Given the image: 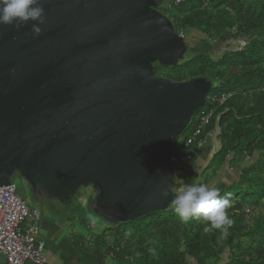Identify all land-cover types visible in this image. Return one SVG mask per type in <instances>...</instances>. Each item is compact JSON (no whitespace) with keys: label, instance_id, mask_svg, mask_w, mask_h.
<instances>
[{"label":"water","instance_id":"water-1","mask_svg":"<svg viewBox=\"0 0 264 264\" xmlns=\"http://www.w3.org/2000/svg\"><path fill=\"white\" fill-rule=\"evenodd\" d=\"M171 5L42 0L40 35L0 25V187L21 184L38 226L74 204L112 229L174 210L178 136L218 82L154 74L197 52L158 11Z\"/></svg>","mask_w":264,"mask_h":264},{"label":"trees","instance_id":"trees-1","mask_svg":"<svg viewBox=\"0 0 264 264\" xmlns=\"http://www.w3.org/2000/svg\"><path fill=\"white\" fill-rule=\"evenodd\" d=\"M158 11L172 21L178 34L196 33L209 43L233 31L243 41L239 50L225 51L216 59L196 49L195 55L177 68L153 65L156 76L172 82L197 76L218 82L188 129L178 136L174 157L200 154L199 144L209 141L207 135L218 127L220 146L200 176L212 171L203 185L216 180L214 187L220 197L230 202L227 212L233 223L224 235L202 218L184 223L175 210H169L113 229L107 227L101 244L115 264H264V217L245 222L264 202V0H207L206 5L202 0H188ZM211 97L225 100L219 104L211 102ZM209 111L208 125L185 146L199 116ZM244 156L255 160L242 166L235 179H229L224 171ZM184 177L185 185L189 184ZM245 208L250 215L245 214Z\"/></svg>","mask_w":264,"mask_h":264},{"label":"built area","instance_id":"built-area-1","mask_svg":"<svg viewBox=\"0 0 264 264\" xmlns=\"http://www.w3.org/2000/svg\"><path fill=\"white\" fill-rule=\"evenodd\" d=\"M172 5H179L188 0H169ZM203 5L207 0H202ZM208 99V98H207ZM225 97L220 99L211 97V102L221 104ZM212 111L199 116V124L191 137L186 140L185 146L190 145L201 131L208 125ZM216 129L206 138H214ZM202 143L199 144V147ZM188 158V157H187ZM186 159V158H185ZM249 214V210H245ZM39 214L26 205L23 197L16 194V186L0 187V256L2 264H45L44 241L38 226Z\"/></svg>","mask_w":264,"mask_h":264},{"label":"crops","instance_id":"crops-1","mask_svg":"<svg viewBox=\"0 0 264 264\" xmlns=\"http://www.w3.org/2000/svg\"><path fill=\"white\" fill-rule=\"evenodd\" d=\"M209 141H203L200 146L201 153L184 163L183 174L188 179L200 177V172L207 166L212 153L218 149L219 143L214 138ZM190 165L192 167L188 168ZM185 169L187 171H184ZM60 217H45L39 225L45 244V264H115L111 260V254L108 256L105 253V247L101 244L104 239L102 235L94 241L90 234L87 236L85 233L88 232L86 227L75 220V215ZM106 228L104 225H98L96 229L102 234ZM2 263L3 257L0 256V264Z\"/></svg>","mask_w":264,"mask_h":264},{"label":"clouds","instance_id":"clouds-1","mask_svg":"<svg viewBox=\"0 0 264 264\" xmlns=\"http://www.w3.org/2000/svg\"><path fill=\"white\" fill-rule=\"evenodd\" d=\"M29 22H32L34 34L40 35L42 29L39 25L45 23L42 0H0V25L19 28ZM173 207L182 222L202 218L211 228L220 230L224 235H227L233 223L227 212L230 202L221 198L219 189L215 187L186 184L176 195Z\"/></svg>","mask_w":264,"mask_h":264},{"label":"rangeland","instance_id":"rangeland-1","mask_svg":"<svg viewBox=\"0 0 264 264\" xmlns=\"http://www.w3.org/2000/svg\"><path fill=\"white\" fill-rule=\"evenodd\" d=\"M190 40L192 42L194 49H197L200 52L209 55L213 59H216L221 54H223L225 51L239 50L243 46V41H241V39L236 38L233 31H227L224 35H222V37H220L217 40L208 41L209 43H207V39L198 36V34L196 33L190 35ZM254 160H255V157L249 158V157L244 156L240 160V162L237 165H235L231 170H225L224 172L227 173V177H229V179H235V175L239 174V172L241 171V167L250 165L251 163L254 162ZM211 173L212 171H207L206 173H203L198 178L197 176H194L191 180L189 178V181H190L189 184L191 183H195L198 185L203 184V182L205 183L206 181V177L210 175ZM226 184L229 185L228 179H226ZM15 186H16V194L19 197L21 196L23 197V200L27 206L32 207L28 203L27 192L23 190V187L21 186V184L18 182H15ZM83 193L84 191H81V194ZM245 210H248V209L245 208ZM65 212L67 216L75 215V220L81 223L82 225H84V227H86L87 231L89 232V233L85 232L87 236L88 234H90V236L93 237L94 241L100 237L101 235L99 234L101 233L99 231L100 228L99 229H96V228L98 225L102 226L103 224L99 222L98 220L94 219L93 217H90L89 215H87L85 210L78 207L77 204H74V206L71 209ZM63 216L64 215H61V217ZM258 216L264 217V202L257 205V208L255 207L252 219H251V216L246 217L245 219L246 224H250V222L256 219ZM189 264H194V263L189 262Z\"/></svg>","mask_w":264,"mask_h":264},{"label":"flooded vegetation","instance_id":"flooded-vegetation-1","mask_svg":"<svg viewBox=\"0 0 264 264\" xmlns=\"http://www.w3.org/2000/svg\"><path fill=\"white\" fill-rule=\"evenodd\" d=\"M66 216H67V214H66Z\"/></svg>","mask_w":264,"mask_h":264}]
</instances>
